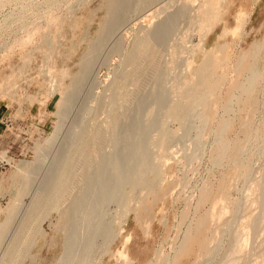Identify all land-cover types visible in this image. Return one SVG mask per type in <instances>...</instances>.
<instances>
[{
    "label": "rangeland",
    "instance_id": "rangeland-1",
    "mask_svg": "<svg viewBox=\"0 0 264 264\" xmlns=\"http://www.w3.org/2000/svg\"><path fill=\"white\" fill-rule=\"evenodd\" d=\"M48 1L49 0H7L0 2V82L2 83L0 84V108L5 118L14 123V126L9 131L0 134V160L3 159L7 162L5 166L1 165L0 168V198H2L0 203V224L5 220L6 214L4 209L7 208L8 204L12 201L14 187L19 185V180L11 177L12 173L15 171L19 162H31L34 159V145L43 144L44 140L51 135L56 126L58 120L56 115V104L60 98V91L63 90V88H56L57 90L53 95L50 94V89H54L59 82L57 73L61 69H67L69 74L74 76L80 69L78 64L81 62L82 58L86 54H91L93 51V53L88 56L92 58L93 66L91 72L86 79L79 84L78 95L68 107L69 118H66L63 123V128H61L58 134V141L51 146L52 148H49V156L50 153L53 154L54 151L58 149H55L54 146L57 147V143L63 139L62 137L67 136L69 133L70 130L68 127L76 123V121H79V110L84 108L87 104L93 105L94 102L91 100L92 98L98 99V96H101L102 93H104L102 95L109 94L107 86L112 81L111 79H113L118 72L122 71H119L122 69L120 67L121 60L131 49L133 41L136 39L135 36H138L136 34L140 27L157 20V17L161 18L165 16L167 14L165 12L169 10V13L176 8V6L178 7L177 4L180 5L187 0H172L173 3L171 5L173 9H165L160 16L155 13L162 5L170 0H161L157 3V6L151 7L153 10L148 8L143 11L141 10L142 12L139 10L135 14L132 8H135L138 0H132L135 3L132 4V8L130 3L133 2L129 0L127 3L131 1L129 3L130 5L126 4L123 6L126 10V19H123L124 22L117 28L119 30L115 31L117 34L114 33V37L110 36L107 38L108 40L106 39L107 41L105 40L102 43V46L91 51L89 50V42L91 40H96L97 37L95 33L99 30L100 23L107 17L105 7L107 0H57V4L52 6V8L47 4ZM127 9H130L132 13L128 12V14L127 11L129 10ZM50 12H54L53 14L56 15L55 22L49 26L50 33L54 35V41L51 45H48V41L43 39V33L41 32L33 36V42H30L31 45H26V47L23 45V48H20L22 46L16 45V42L23 35V27L31 28L32 25L36 24L44 25L45 19ZM222 12L227 13L223 15L222 21L215 25L213 31L208 34L204 43L205 50L209 51V60L212 64V68L209 69L202 85L198 87L197 93L194 94V97L203 96L205 104L200 111L195 108L197 111L196 118H193L195 117V115H193L190 117L191 119L189 118L190 120L187 119V123L189 122V124L192 118L194 120L191 122V124H194L193 128L188 132V135L191 133V136H187L188 138L186 137L187 139L185 140L181 139V126L176 120H172L167 127L172 132V136L175 139L172 137L173 140H170L169 149L165 154H155L157 148L154 146V139L152 138L155 132L150 134V139L148 140L150 148L148 150V153L150 152L148 158L152 159L151 162L153 166L157 168V173H146L145 179L149 182L153 181L158 187L161 186L159 188L164 190V195L161 196L162 198H152L147 188L138 190L136 193L137 197H134L135 200L133 198L132 203L131 201L127 202L131 210H128L129 212L124 216L122 215V207L120 210L118 204L114 202L108 204L105 210L108 211L106 213L107 215L109 213V215L108 217L105 215V218L108 219L111 215L108 222L110 221V223H112L111 228L116 235L108 245L109 253L102 250L101 247H97L95 251H93L92 259H94L91 264H156L157 261L160 262L164 260L163 257H168L171 261L177 256V261L175 260V263L173 262L174 264H201L204 259L199 256L200 251L198 244L203 239L204 234H213V236L215 234L218 236V240L220 237V249L216 259L212 260L213 262H211V264H222L221 256L228 247L230 242L229 235L232 236V231H228L227 233L223 231V233L225 232L224 234L220 231H222L221 229H226V225L228 227L233 226V224L231 225L230 223H234L237 229L233 227L236 229L235 232L237 234H243L242 237L246 236V238H248L247 240H249L247 241L244 237V243L246 242L244 245L246 246L244 247L243 245V251L240 253L241 258L245 261L244 264H264V221L261 226L258 227V232L255 231L256 234L247 232L249 231V228H247L248 221L252 214L254 213L253 216H255L259 214L260 211V203L256 200L258 192L256 193L255 191L247 189L245 183L248 177L247 168L252 167V174L255 177L252 176L257 179L259 177L258 169L264 163V136H262L264 133V0H227L226 6H224ZM237 16L245 21V24L243 23L244 26L242 25L239 27L237 25ZM147 18H149L148 21ZM145 21L147 22L145 23ZM186 28L185 22L179 23L170 33L166 42V47L164 46V48H162V60L164 62V81L162 84L168 91L171 88V79L173 76H183L186 81L192 82L195 77V70L198 69V65H200L203 60V55L200 52L194 53L193 56L188 50L189 47L199 44L198 32L196 30L192 32L191 30L187 31L185 35ZM41 31H44V29H41ZM190 34H192V36ZM189 37H191V39ZM178 38H184V43L180 46L179 52L172 57L169 53V45H172L174 40L177 41ZM116 41L122 42V52L124 53H115L114 49V53H111V47L115 45L114 42L116 43ZM254 46L263 47L261 51L254 54L253 60L256 73L261 74V79L258 81L256 94L254 95L256 98L248 99V97H244L245 99L243 98L244 100L242 99L241 103L233 102L235 101L234 98H232V94L234 93L233 95H235L234 86L232 85L233 80H240L238 76V74L240 75L238 61L246 54H249V50L251 51V47ZM46 53L48 54L46 55ZM183 57L188 58V61L186 58V61H184ZM250 61L251 58L248 59V62ZM183 63H186V65ZM235 67L238 68V70L237 72L235 70L234 74L233 71ZM49 69L51 72L50 74L48 73ZM236 73L238 74L236 75ZM235 76H238L237 79H235ZM69 80V77L64 78L63 84L68 85L70 83ZM236 81L234 83H236ZM7 82L12 84L9 85ZM230 84L231 87L229 86ZM129 89H132V87H129ZM170 98L176 100L177 95L172 94ZM227 99L231 102L228 101L227 103ZM207 102L209 103L207 104ZM48 103L50 105L46 108ZM226 103L227 105L232 103L230 104L232 109L231 107L228 108V106L227 108L230 110H227L225 106V108H222ZM198 108L201 107L198 106ZM90 112L92 111L87 112V115H85L84 122L86 123L84 124L90 123ZM157 112V115L155 114L152 117L154 123H159V121L163 119L164 109ZM106 116L107 114L105 112L99 114V117L104 120H107ZM77 117L79 118L76 119ZM226 119L231 124H229V127L221 134V138L224 139H222V143L225 145L220 147L222 149L217 150L214 143V133L212 131L220 125L219 121L221 123ZM74 120L76 121L74 122ZM246 121L249 122V128L252 127L250 129L252 132L249 136L250 139L248 138V141L246 140V145L244 144L243 147H240V143L245 141L244 122L246 123ZM21 122H23V125L20 126ZM195 127L203 130V134L201 132L200 135L196 137L197 135L195 132L197 131H194ZM194 137L196 138L194 139ZM191 138L195 141H192ZM197 138L199 139L196 140ZM226 145L230 146V150H228L229 152L227 151V153L231 156H228V158H224L223 156L226 151ZM261 150H263L262 154ZM242 151L245 152V156L249 155V163L244 162L240 166H237V164L234 165L231 158L237 156V154L239 155ZM221 153H223V155H220ZM191 154H193V158H191ZM216 154L221 157L223 156V158L219 161H215L217 160ZM47 161L48 160H46V162ZM157 165L158 167H156ZM252 176L249 178H252ZM218 195L219 199L217 197ZM21 200V206L25 207L29 201V197H23ZM140 202L142 203L140 205H143L146 209H142V211L141 209L138 210L139 213L134 212L132 207L138 206ZM213 204L216 209L219 210L222 207L224 211H222L223 214H221L220 219L217 220L218 222L214 221L215 223L209 224L210 226H208L206 214ZM235 205L239 206L234 208ZM56 215L57 214L53 213L40 223L42 236L40 234L36 235L34 244L28 252L33 259L29 256L25 257L22 264L58 263L64 250L65 233L63 231V234L61 231L58 232L61 229L55 225H61V222H58L61 220L60 218L58 220V215ZM115 217H117V221ZM235 221H237V223ZM141 224L143 226H141ZM205 226L208 227L206 228ZM13 228L14 225L9 229L11 231L6 233L7 237H5V240L8 239L9 234L10 236L12 235ZM208 228L209 231L207 232ZM210 230H213V232L217 230V233H213ZM230 230H233V228L231 227ZM187 231L190 232L191 235H188L190 241L187 239L185 243V247L187 248L185 251L188 250V254L186 253L180 257V254L175 250L183 242ZM246 232L249 233L248 237ZM191 238L193 239L191 240ZM125 240L127 242H125ZM124 242L125 244H123ZM123 245L126 249L128 259L126 261L123 259L122 263V258L119 260L116 254L120 252V250L122 251ZM242 253L245 255H241ZM81 255L83 256V254ZM82 256H80L81 258H79L78 264L85 263L84 260L86 256H83V258ZM169 264L171 263L169 262Z\"/></svg>",
    "mask_w": 264,
    "mask_h": 264
},
{
    "label": "bare ground",
    "instance_id": "bare-ground-1",
    "mask_svg": "<svg viewBox=\"0 0 264 264\" xmlns=\"http://www.w3.org/2000/svg\"><path fill=\"white\" fill-rule=\"evenodd\" d=\"M3 1H7V0H0V2ZM56 1L57 0L55 1L49 0L47 4L50 5L52 8V6H55L57 4ZM128 1L129 0H107L105 6L107 17L103 19L104 21L100 23L99 30L97 31V33H95L97 37L96 40H91L89 42L90 51L96 48L98 49L100 46H102V43L107 38L113 36L115 31L119 30L117 28H119L120 24L124 22L123 19H126L125 18L126 10L123 8V6H125L126 4L128 5L131 4L130 6L132 8V4H135L134 1L132 0L131 1L133 3H130L131 2L130 1L129 2L130 4L127 3ZM160 1L161 0H138L136 2L135 8L134 7L132 8L133 9L132 11L135 14L139 10L140 12H142L144 9H148V8L152 9L151 7L157 6L158 5L157 3H159ZM226 1L227 0H187L185 2H182L180 5L177 4L178 7L176 6V8L173 9L171 5L173 2L172 0H170L169 2L167 1L166 4L162 5V7H160L156 13L153 12L160 16V14H162V12L165 11V9L167 8L173 9L169 13H168L169 10L167 9L168 11L165 12L167 13L165 16H162L161 18L155 17L157 20L151 23L149 22V24L140 27V29L136 34L138 36H135L136 39L134 38L135 40L133 41L131 49L121 60L120 67L122 69H120L119 71L121 70L122 71L118 72L119 75L116 72L117 77L116 76L113 77V79H111L112 81L107 86L109 90V94L102 95L104 94L102 93L101 96H98V99L92 98L91 100L94 102L93 105L90 104L91 105L90 106L87 104L84 106V108L79 110L80 118L79 117L76 118V119L79 118L78 119L79 121L74 120V122L76 121V123L68 127L70 130L69 133L67 134V136L62 137L63 138V139L61 138L62 140L60 139L61 141L58 142L59 146L58 143H57V147L54 146L55 149L56 148L58 149H56L55 151L53 150L54 153L53 152H52L53 154L50 153L49 156V152H50L49 148L58 141L59 139L58 134L61 131V128H63V123L66 118H69L68 107L71 102L73 103V99L78 95L79 84L82 81H84L88 76V74L91 72L93 66L92 58H89L88 56L91 55L93 51L91 54L90 53L86 54L82 58L81 62L78 64L80 69L74 76H71L67 69H61L57 73L59 82L54 89H50L51 90L50 94L53 95L57 90L56 88H63V90L60 91V98L56 104L57 107L56 115L58 118L56 122V126L53 132L51 133V135L49 134L50 136L44 140L43 144L34 145V150H35L34 159L31 162H25V161L19 162L15 171L11 175L13 179L19 180V185L14 187L12 201L8 204L7 208L4 209L6 214L5 220L0 224V264H22L23 259H25V257L28 256L31 259H33V257L30 256L28 252L29 249L34 244V238L36 237V235L40 234L42 236V231L40 230V223L43 220L47 219L53 213L58 215V220L59 218L61 220L58 221L61 222L60 223L61 225H55L57 227H60L61 229V230L58 229L59 230L58 232L61 231L62 233L63 231L65 233L64 236L65 243L63 247L64 250L57 264H78L79 262L78 260L79 258H81L80 256H82L81 254H83V256H86V259L84 260L85 262L84 264H91L92 260L94 259V258L92 259L93 251H95L97 247L99 248L101 247L102 250L109 253L108 245L116 235L111 228L112 223H110V221L108 222L111 215L109 216L108 219L105 218V215L107 217L109 215V213L108 215L106 213L108 211L105 210L108 204H110L111 202L118 204L120 210L121 207L123 208L122 215L124 216L127 212L131 210L129 209L130 207L127 205L128 204L127 202L131 201L132 203L133 198L135 196L137 197L136 193L138 192V190L140 189L142 190V188H147V190H149V195L151 194L150 196H152V198H160L161 196L164 195L163 194L164 190L159 188L161 186L158 187L156 186V183H154L153 181L149 182L145 179L146 173H150V172L157 173V168H155L153 166V163L151 162L152 159L148 158V156H150L149 154L150 152L148 153V150L150 149L148 145V140L150 139V134L152 132H155L154 137H152L154 139L153 144L157 148L155 154L160 155V153L165 154V152L169 149L170 140L171 139L173 140L174 138L172 136V132L167 127L170 121L176 120L180 124L181 130L180 129L179 130L181 131V135H180L181 137L179 135L178 136L181 139L185 140L188 138L187 136L191 134L189 133L188 135V132L191 128H193L194 124H191V122L194 121L193 118H196V113H197L196 110L200 111L205 104V101L203 100V96L194 97V94L197 93L196 91L198 90V87L202 85V82L204 78L207 76L209 69L212 68V64L209 60V51L205 50L204 43L208 34L213 31L215 25L219 24L222 21L223 15L227 13V12L225 13L222 12L224 6H226ZM130 9H127L129 10L127 11V13L128 12L132 13ZM53 13L51 12L48 13L47 18L45 19V23L43 22L44 25L36 24V25H32L31 28L23 27L24 29L23 35L21 34L22 37L16 42L17 43L16 45L22 46L20 48H23V45L25 47L26 45L29 44L31 45L30 42L32 41L33 36H35V34L38 35L37 34L38 32L43 33L42 34L43 39L48 41V45H51L54 41V35L50 33L49 26L52 25L56 19V15ZM149 18H147V21ZM147 21H145V23ZM181 22H185L187 27L186 32L184 33L185 35L187 34V31H191V30L192 32H195L193 30H196L198 32L199 44L195 46H191L189 47V49L188 48L187 49L193 54V56L194 53L200 52L203 55V60L201 64L198 65L197 67L198 69L195 70V77L192 80V82L186 81L183 78V76H173L171 79L172 85L170 90L168 91L165 89V87L162 84L164 81V76H163L164 62L162 60V55H163L162 48H164V46L166 47V42L170 33ZM244 22H245L244 20L238 17L237 25L239 27H241ZM140 23L142 24L141 20ZM41 29H44V31H41ZM190 35L192 36V34ZM189 38L191 39V37ZM116 43L114 42L116 46L113 45L112 43L113 45L111 47L112 52L111 50L110 52L111 53L117 52L120 54V52H122L123 50L122 42L116 41ZM182 43H184V38H180V39L178 38L177 41L174 40L172 45H169V53L172 57H174L179 52ZM263 47H264V40H263ZM263 47H259V46L251 47V51L249 50L250 53L246 54L243 58L239 59L238 65L240 66L239 67L240 75L238 73H236V75L238 74L240 80L239 81L235 80L236 83H234L235 81L232 79L233 80L232 85L234 86V88L233 87L232 88L234 89L235 92V95H233L234 93L233 94L231 93L232 98H234L235 100L233 102L241 103V100L244 97L245 98L248 97V99L256 98V96L254 97V95L256 94V86L258 84V81L261 79V74L256 73L254 69L255 64L253 60H254V54L258 51H261V48ZM47 54L48 53H46V55ZM185 58L183 59L184 61L188 59L186 58L185 60ZM250 58L251 61L248 62V59ZM186 63L183 64L186 65ZM235 70L237 72L238 68L235 67L233 71L234 74H235ZM48 71L47 72L50 74L51 73L50 69ZM67 77H69L70 83L68 85H64L63 79ZM237 77L235 76V79H237ZM0 84L2 83L0 82ZM7 84L11 85L12 83L7 82ZM229 86L231 87V84ZM129 87H132V89H129ZM172 94L177 95L176 100L170 98ZM228 101L230 100L227 99L226 102L228 103ZM208 103L209 102H207V104ZM227 103L223 105L222 108L226 107L227 110H230L228 108L231 107L230 104L232 103L228 105ZM198 106H200L201 108H198ZM162 109H164L163 119L159 121V123L156 122L157 123L156 124L153 122L152 117L155 114L157 115L158 113L157 111ZM89 111H92L89 113V115L91 114L90 123L84 124L86 123L84 122V117L85 115H87V112ZM101 112H105L107 114L106 119L108 121L99 117V114ZM193 115H195V117L192 118L190 124L189 122L187 123L188 121L187 119H189ZM219 124L218 127L214 128L215 129L214 131L211 130L214 133V143L216 145L217 150L222 149L220 147L225 145L222 143L224 139L221 138V134L225 131V129L229 127V124L231 123H229V121L226 119L223 120V122L221 123L219 121ZM244 124H245L244 127L245 141H243V143H240L241 144L239 145L240 147L241 146L243 147V145L248 141L247 139L249 138L252 132L250 130L252 127L249 128V122L246 121V123L244 122ZM195 130L197 131L195 132V134L197 135V136L195 135L196 137H198L200 133L203 131L198 127H195L194 131ZM262 136H264V133ZM196 137H194V139ZM194 139H192V141ZM198 139L199 138H197L196 140ZM225 147H226V151L224 152L223 150L225 154L223 155V153H221L220 155H223L224 158L225 157L228 158V156H231L229 153H227V151L230 150V146L226 145ZM263 150H261V154ZM192 156L193 154H191V158H193ZM223 156L221 157L216 154L217 160L215 161H219L221 158H223ZM231 159L234 165L237 164V166H240L244 162L249 163L250 157L249 155L245 156V152L242 151V153H240L239 155L237 154V156ZM46 160L48 161L46 162ZM156 167H158V165ZM251 168L250 167L247 168L248 177L245 175L247 177L245 182L246 187L247 189L255 191L256 193L258 192L256 196V200L260 203L259 214L253 216L254 214L253 213L252 214L253 217L251 216V218L248 221L247 228H249V231L247 232L253 234L255 233V231L258 230V227L261 226V224L264 221V163L258 169L259 177L257 179L254 178L255 176L252 174L253 169L251 170ZM250 175L251 176L253 175L254 177L252 176V178H249L251 177ZM219 195L217 196L218 199H219ZM26 196L29 197V201L27 205H25L24 207L21 206L22 205L21 199ZM140 204L142 203L140 202L139 205ZM139 205L134 208L132 207L134 212L139 213L138 210L141 209L142 211V209L144 210L146 209L143 207V205L142 206ZM213 206H211L212 208L210 207L211 210L209 209V211L206 214L207 215L206 219L208 220L207 222L208 226H210L209 224L215 223L217 220H219L221 214H223L222 211H224L222 207L221 209L218 210L215 208L214 204ZM237 206L239 205H235L234 208H236ZM22 207L24 208L21 209ZM115 218L117 221V217ZM235 222L237 223V221ZM230 224L231 225L233 224V226L235 227L234 223H230ZM13 225L14 228L12 230L13 233H11L12 235L10 236L9 234L8 239L5 240V237H7L6 233H8V231H11L9 229ZM141 226L143 225L141 224ZM233 226H231L233 230H230L231 227L230 226L228 227L226 225V229L224 230L221 229L222 231H220L221 233H223V231H225L226 233L228 231H232V232L234 231L233 233L231 232L232 236L228 234L230 237V242L228 244L226 251L224 250L225 253L222 254L221 256L222 261L221 259L220 261L223 262L222 264L224 263L244 264L245 262L244 259L241 258L240 253L243 251L242 250L243 245L246 243V242L244 243V237L246 240L248 238H246V236L242 237L243 234L242 235L239 233L237 234L235 232L237 228L235 227L236 228L235 229ZM208 231L209 228L207 232ZM216 231L217 230H215V232ZM211 232H213V230ZM248 234L249 233H247V237ZM188 235H190V232L187 231V233H185L184 236L185 238L183 239V242L175 250L177 251V253L180 254V257L186 254L188 251V250L185 251V249H187L185 247V243L187 242V239L190 241ZM217 237L218 236H216L215 234L214 236L213 234L203 235V239L198 244L200 251V254L199 252L198 254L199 256H201L202 259H204L201 264H211V262H213L212 260L216 259V256L220 249V242H221L219 241L220 237L219 240ZM192 239L193 238H191V240ZM125 242L127 241L125 240ZM125 242L123 244H125ZM245 246L246 245H244V247ZM116 255L118 256L119 260L120 258H122L121 259L122 263H123V259L125 261L128 259L124 245L122 251L120 250V252H117ZM241 255H245V254L242 253ZM177 257H175V259L171 261L168 257L167 258L163 257L164 260L160 262L157 261V263L155 261V263L169 264L170 262L172 264L173 262L175 263V260L177 261L176 259Z\"/></svg>",
    "mask_w": 264,
    "mask_h": 264
},
{
    "label": "crops",
    "instance_id": "crops-1",
    "mask_svg": "<svg viewBox=\"0 0 264 264\" xmlns=\"http://www.w3.org/2000/svg\"><path fill=\"white\" fill-rule=\"evenodd\" d=\"M50 104L48 103V105H46V108L49 106ZM7 118H5L3 111L0 108V134H4L5 133V124L7 122Z\"/></svg>",
    "mask_w": 264,
    "mask_h": 264
},
{
    "label": "built area",
    "instance_id": "built-area-1",
    "mask_svg": "<svg viewBox=\"0 0 264 264\" xmlns=\"http://www.w3.org/2000/svg\"><path fill=\"white\" fill-rule=\"evenodd\" d=\"M23 125V122L20 123V126ZM14 126V123L12 121H7L6 124H5V132L9 131L12 127ZM7 152V150H6ZM7 164L6 161H4L3 159L0 160V168H1V165L2 166H5ZM2 201V198H0V203Z\"/></svg>",
    "mask_w": 264,
    "mask_h": 264
}]
</instances>
